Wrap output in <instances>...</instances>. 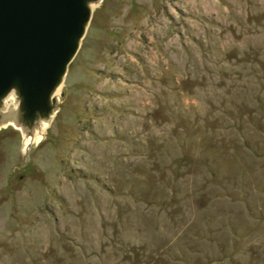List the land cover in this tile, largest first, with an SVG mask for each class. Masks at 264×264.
Masks as SVG:
<instances>
[{"label":"rangeland","instance_id":"rangeland-1","mask_svg":"<svg viewBox=\"0 0 264 264\" xmlns=\"http://www.w3.org/2000/svg\"><path fill=\"white\" fill-rule=\"evenodd\" d=\"M62 89L0 126V264H264V0H100Z\"/></svg>","mask_w":264,"mask_h":264},{"label":"water","instance_id":"water-1","mask_svg":"<svg viewBox=\"0 0 264 264\" xmlns=\"http://www.w3.org/2000/svg\"><path fill=\"white\" fill-rule=\"evenodd\" d=\"M99 1L0 0V126L19 128L25 144L56 112L67 65Z\"/></svg>","mask_w":264,"mask_h":264},{"label":"bare ground","instance_id":"bare-ground-1","mask_svg":"<svg viewBox=\"0 0 264 264\" xmlns=\"http://www.w3.org/2000/svg\"><path fill=\"white\" fill-rule=\"evenodd\" d=\"M60 85L55 89V93L58 92Z\"/></svg>","mask_w":264,"mask_h":264}]
</instances>
